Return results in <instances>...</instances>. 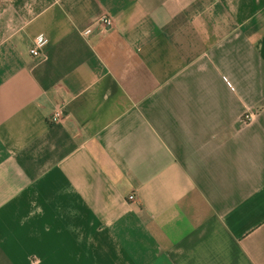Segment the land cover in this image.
Returning a JSON list of instances; mask_svg holds the SVG:
<instances>
[{
    "label": "crops",
    "instance_id": "crops-1",
    "mask_svg": "<svg viewBox=\"0 0 264 264\" xmlns=\"http://www.w3.org/2000/svg\"><path fill=\"white\" fill-rule=\"evenodd\" d=\"M0 264H264V0H0Z\"/></svg>",
    "mask_w": 264,
    "mask_h": 264
},
{
    "label": "built area",
    "instance_id": "built-area-1",
    "mask_svg": "<svg viewBox=\"0 0 264 264\" xmlns=\"http://www.w3.org/2000/svg\"><path fill=\"white\" fill-rule=\"evenodd\" d=\"M112 23L111 17L107 15L101 16L99 19H97L95 22H93L88 28L87 32L92 33L98 30L100 27L105 25H110ZM44 44V37L43 34L39 33L37 35H34L31 39V46L29 48V52L32 56H38V57H44L46 54V51L43 49ZM64 112L62 109H58L54 111L49 118V121L51 123H56L61 121L64 118ZM255 114L249 113L243 117V120L245 122H251L254 119ZM134 195H129V200L134 199ZM32 262H35V260H32Z\"/></svg>",
    "mask_w": 264,
    "mask_h": 264
}]
</instances>
